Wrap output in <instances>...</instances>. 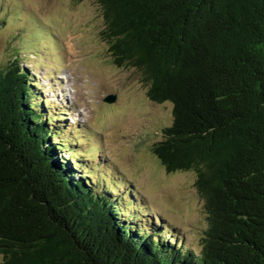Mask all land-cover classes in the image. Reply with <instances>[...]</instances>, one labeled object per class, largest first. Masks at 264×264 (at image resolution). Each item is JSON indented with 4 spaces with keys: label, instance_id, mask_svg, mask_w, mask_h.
Wrapping results in <instances>:
<instances>
[{
    "label": "trees",
    "instance_id": "obj_1",
    "mask_svg": "<svg viewBox=\"0 0 264 264\" xmlns=\"http://www.w3.org/2000/svg\"><path fill=\"white\" fill-rule=\"evenodd\" d=\"M94 1L114 65L172 106L151 151L195 175L198 250L78 171L14 51L0 63V264H264V0Z\"/></svg>",
    "mask_w": 264,
    "mask_h": 264
},
{
    "label": "rangeland",
    "instance_id": "obj_2",
    "mask_svg": "<svg viewBox=\"0 0 264 264\" xmlns=\"http://www.w3.org/2000/svg\"><path fill=\"white\" fill-rule=\"evenodd\" d=\"M0 4V63L8 61L17 51L24 66L35 74L37 86H45L43 96L51 112L56 102L59 103L56 97L65 102L67 96L68 89L58 76L65 72L70 76L76 98L72 110L66 112L67 118L74 125L78 123L76 120L87 125V131L72 136L83 143L87 140L96 149L89 154L98 164L90 174L93 184H98V180L102 183V175L109 176L123 194L126 186L119 182L118 175L124 173L146 198L126 208L125 214L130 215L135 212L133 207H137L145 216L141 224L149 222L151 215H159L184 233L189 247L198 248V232L205 226L206 215L204 202L194 188L195 175L166 173L151 151L152 145L162 139V129L172 121V106L149 101L139 71L114 65L101 33L104 24L97 3L94 0H0ZM5 13L11 14L9 21L4 18ZM32 18L37 24L30 21ZM43 32L47 38L49 34L55 36V41H37ZM57 81L59 85L54 86ZM94 81L99 86L97 91ZM108 92H117L121 107L116 101L110 109L103 108L106 112L100 111L98 102ZM59 104L63 106L62 102ZM94 108H97L95 113ZM81 136L85 137L82 141ZM132 139H136L133 141L136 144L130 147ZM131 219L137 222V217Z\"/></svg>",
    "mask_w": 264,
    "mask_h": 264
},
{
    "label": "water",
    "instance_id": "obj_3",
    "mask_svg": "<svg viewBox=\"0 0 264 264\" xmlns=\"http://www.w3.org/2000/svg\"><path fill=\"white\" fill-rule=\"evenodd\" d=\"M107 102L111 101V98L106 99ZM80 253V252H79ZM81 254V253H80ZM91 264V263H90Z\"/></svg>",
    "mask_w": 264,
    "mask_h": 264
}]
</instances>
